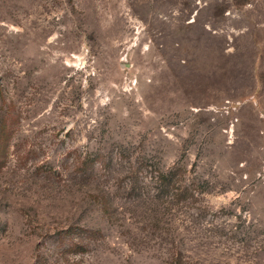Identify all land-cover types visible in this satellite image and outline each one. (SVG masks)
<instances>
[{"label": "rangeland", "instance_id": "rangeland-1", "mask_svg": "<svg viewBox=\"0 0 264 264\" xmlns=\"http://www.w3.org/2000/svg\"><path fill=\"white\" fill-rule=\"evenodd\" d=\"M0 264H264V0H0Z\"/></svg>", "mask_w": 264, "mask_h": 264}]
</instances>
